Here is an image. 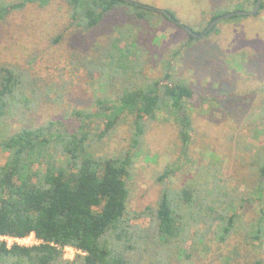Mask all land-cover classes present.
<instances>
[{
	"label": "rangeland",
	"instance_id": "374dc122",
	"mask_svg": "<svg viewBox=\"0 0 264 264\" xmlns=\"http://www.w3.org/2000/svg\"><path fill=\"white\" fill-rule=\"evenodd\" d=\"M133 1L154 9L149 20L135 18L127 13L134 8L124 6L95 27L81 29L70 24L63 0H48L27 3L0 22V65H16L34 80V91L30 86L23 90L26 105L20 98L17 101L19 110L24 108L26 113L21 115L13 106L7 122L0 125V139L22 125L72 119L73 109L94 111L97 97H113L140 80L162 79L164 72L186 80L193 89L187 100L192 121L188 148L181 149L173 118L166 112H158L156 119L146 122L127 180V210L155 206L163 186L156 176L170 166L175 172L164 180L166 186L175 190L189 184L202 190L208 187V198L209 191L219 187L227 192L222 199L235 201L228 213L235 210L238 217L231 236L219 242L202 219L194 223L198 210L193 207L190 216L194 218L183 217L189 220L185 241L159 246L153 256L143 255L140 264H249L253 254L245 231L252 230L261 212L254 188L256 168L264 160V8L253 15L222 19L215 32L185 46L183 25L201 28L224 0ZM232 6L229 11L234 10ZM158 9L173 12L180 24L158 14ZM56 36L59 39L53 41ZM116 38L120 48L131 49L132 66L105 88L98 70L89 69V62ZM133 42L139 49L132 47ZM103 61L106 63L105 57ZM131 121L125 115L110 134L94 139L93 153L112 156L127 149L132 143ZM94 124L92 132L103 127L101 122L96 128ZM4 159L0 150V163ZM182 209L184 216L186 208ZM131 221L143 228L149 224L148 217ZM201 234L200 242L197 237ZM254 244L264 257V244ZM130 255L140 258L134 252Z\"/></svg>",
	"mask_w": 264,
	"mask_h": 264
},
{
	"label": "trees",
	"instance_id": "16d2710c",
	"mask_svg": "<svg viewBox=\"0 0 264 264\" xmlns=\"http://www.w3.org/2000/svg\"><path fill=\"white\" fill-rule=\"evenodd\" d=\"M34 1L44 4L48 0H0V22ZM63 1L69 9L70 24L81 29L95 27L106 15L124 6H132L134 10L128 9L127 13L137 19L149 20L154 14L153 8L125 0ZM255 1L224 0L201 28L191 29L200 33L212 19L229 12L232 4L234 10H248ZM263 8L264 0L257 13ZM158 14L171 20L162 12ZM216 27L217 24L204 37L215 32ZM185 34V46L197 39L187 31ZM58 39L56 36L53 41ZM117 41L118 38L112 40L89 62V69L93 66L98 70L105 88L114 77L125 74L132 66L131 49L120 48ZM132 47L138 48L134 42ZM138 73L143 75L141 71ZM29 86L34 91V80L25 71L16 65H0V125L7 122L13 106L21 115L26 113L24 108L19 110L17 101L20 98L26 105L23 90ZM192 95L193 89L186 80L164 72L162 79L140 80L133 86H124L113 97H97L94 111L73 109L72 119L67 121L49 120L37 126L22 125L9 130L0 139V150L5 153L0 163V237H22L32 232L41 241L32 246H7L5 240H0V264H140L143 255L153 256L159 246L185 241L189 220L184 221L183 217L194 218L192 213L190 216L193 207L198 210L194 223L202 219L219 242L229 238L238 217L235 210L228 213L235 208V201L222 199L227 192L219 187L209 191L211 198H208L207 182L204 190L191 184L171 189L164 180L174 175L175 167L165 166L156 176V181L163 186L154 207L127 210L130 194L127 180L146 122L156 119L158 112H166L173 118L181 149L185 151L191 139L187 100ZM125 115H130L132 120L131 145L112 156L94 154V139L101 140L110 134ZM93 122L95 128L99 122L103 123L99 132H92ZM255 172L254 192L259 194L262 207L252 230L245 233L253 254L249 264H264V257L258 254V246L254 244V241H259V246L264 244V160ZM182 207L186 208L184 216ZM141 217L149 218L146 228L131 221ZM202 237L199 235L197 240L201 242ZM65 246L76 250L73 258H63ZM131 252L140 258L133 259Z\"/></svg>",
	"mask_w": 264,
	"mask_h": 264
},
{
	"label": "water",
	"instance_id": "95a60500",
	"mask_svg": "<svg viewBox=\"0 0 264 264\" xmlns=\"http://www.w3.org/2000/svg\"><path fill=\"white\" fill-rule=\"evenodd\" d=\"M127 2H130V3H136V4H139V5H143L144 7H147V8H152L150 6H147V5H144V4H140L138 2H135L133 0H125ZM262 0H256L254 5L252 6V8L250 10H242V9H237V10H232V11H229L227 13H223V14H220L218 15L217 17H215L214 19H212L208 24L207 26L205 27V29L200 32V33H197V32H194L192 31L191 28L183 25V27L185 28V30L192 34L194 37H199V36H202L204 35L207 31H209L213 26H215L219 21H221L222 19H225V18H229V17H232V16H235V15H253L255 14L258 9H259V6H260V3H261ZM160 12L164 13L168 18H170L171 20H173L174 22L180 24L179 22H177L171 15L170 12H168L167 10H164V9H158Z\"/></svg>",
	"mask_w": 264,
	"mask_h": 264
},
{
	"label": "built area",
	"instance_id": "2783aa9c",
	"mask_svg": "<svg viewBox=\"0 0 264 264\" xmlns=\"http://www.w3.org/2000/svg\"><path fill=\"white\" fill-rule=\"evenodd\" d=\"M0 240H5L7 246H10L11 244H18L23 246H32L34 244H37L41 241V239H38L34 236V234L31 232L27 235H24L22 237H14V236H1ZM72 251L73 253L71 255H68L66 251ZM74 251H76L71 246H65L63 249V257L64 258H73ZM68 255V256H67Z\"/></svg>",
	"mask_w": 264,
	"mask_h": 264
}]
</instances>
